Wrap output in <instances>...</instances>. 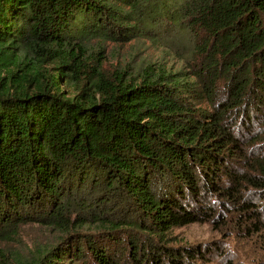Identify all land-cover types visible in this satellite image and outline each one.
<instances>
[{
  "label": "trees",
  "instance_id": "trees-1",
  "mask_svg": "<svg viewBox=\"0 0 264 264\" xmlns=\"http://www.w3.org/2000/svg\"><path fill=\"white\" fill-rule=\"evenodd\" d=\"M144 36L181 64L91 44ZM206 221L264 237V0H0V264L29 222L19 264H213L168 237Z\"/></svg>",
  "mask_w": 264,
  "mask_h": 264
},
{
  "label": "rangeland",
  "instance_id": "rangeland-1",
  "mask_svg": "<svg viewBox=\"0 0 264 264\" xmlns=\"http://www.w3.org/2000/svg\"><path fill=\"white\" fill-rule=\"evenodd\" d=\"M161 40L154 41L144 36L125 43L95 39L91 44L95 49L103 48L100 61L106 72L124 68L131 72L132 68L156 62L163 55L169 64L178 67L180 60L173 55L171 48L164 45L166 40ZM63 236V232L55 226L29 222L22 224L16 234H10L2 245L9 258L19 264L47 251ZM168 237L172 247L196 244L216 247L211 248L213 264H264V237L248 238L244 232L235 231L233 221L222 228L209 221L195 222L173 228Z\"/></svg>",
  "mask_w": 264,
  "mask_h": 264
}]
</instances>
